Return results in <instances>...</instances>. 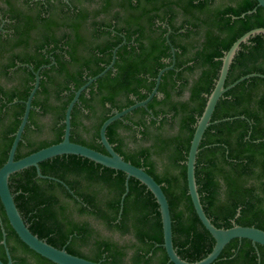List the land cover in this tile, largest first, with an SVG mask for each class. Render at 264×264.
<instances>
[{"label":"trees","instance_id":"16d2710c","mask_svg":"<svg viewBox=\"0 0 264 264\" xmlns=\"http://www.w3.org/2000/svg\"><path fill=\"white\" fill-rule=\"evenodd\" d=\"M232 3L233 6L223 3L211 7L210 0H186L185 10L191 16V29L199 28V32H188L199 35L201 41L199 39L197 44L194 42L188 48L180 46L185 55H176L175 68L189 73L197 69L198 75L189 81L190 77H183L180 72L174 81L171 80L173 72L165 73L158 88L161 100L154 97L145 109L131 113L138 114L139 119L134 115L137 128L124 125L130 137L135 139L138 132L142 140H149L151 144L123 152V140L115 132L122 122L116 121L106 129L109 143L119 144L114 147L115 152L124 161L143 168L161 185L169 204L173 246L179 257L187 262L200 261L214 246L213 238L196 216L187 191L185 162L195 126L205 107L206 96L217 79L220 58L242 35L264 28V9L257 7L256 0H233ZM254 8L255 12L247 14ZM188 62L192 64L188 65ZM163 66L157 61L154 68L149 67V71L126 67L116 80L99 79L97 83L105 92L102 106L107 103L121 111L133 104L130 96L137 101L144 100L155 84L146 75L154 79ZM125 73L132 75L133 80L128 75L125 77ZM139 73L143 77L135 78ZM248 74L264 75L262 34L241 45L230 66L225 86ZM184 93H187L186 98ZM119 95L123 101H119L117 106ZM148 110L156 120L161 117L158 126L153 120L147 122ZM131 114L124 120H129ZM106 118L96 125L97 133ZM228 118L233 120L214 123ZM211 121L213 124L203 135L195 164L203 210L217 228H230L234 221L239 226L264 231V79L251 78L227 91L218 101ZM165 126L171 132L165 133ZM8 148L0 159L1 164ZM102 148L101 144L91 142V149L103 151ZM64 158L81 160L76 156ZM85 161L91 163V176L88 177L91 180V196L74 192L82 203L55 183L40 179L31 169L10 176V192L30 232L57 249H62L61 245L69 237L83 242L91 239L92 262L172 264L168 262L162 246L159 208L150 191L130 178L119 216L126 175ZM157 164L161 166L160 172L156 170ZM76 215L90 216L98 227L92 223L90 227L87 222H76ZM0 221L13 264H53L19 240L6 219L1 202ZM103 230L109 236L104 235ZM114 235L124 241H115ZM1 240L0 228V260L6 264ZM65 251L74 255L69 247ZM212 264H264V247L253 246L245 239H234Z\"/></svg>","mask_w":264,"mask_h":264},{"label":"flooded vegetation","instance_id":"af4514ba","mask_svg":"<svg viewBox=\"0 0 264 264\" xmlns=\"http://www.w3.org/2000/svg\"><path fill=\"white\" fill-rule=\"evenodd\" d=\"M232 1L210 0V3L211 7L223 3L233 6ZM185 9L186 0H0V159L9 146L0 167L7 160L31 95L27 121L14 160L63 141L68 107L78 92L69 113V141L89 149L91 142L100 145L96 125L122 110L117 111L107 103L102 106L105 92L97 83L99 79L116 80L126 67L149 71L157 61L164 65L157 74L172 67L164 72L174 73L171 80L175 81L180 72L183 77H190L189 81L195 79L197 69L189 73L175 68L176 55H185L180 46L188 48L200 39L199 35L188 32L194 29H191L190 13ZM108 67L105 74L91 83L93 77ZM127 75L132 79V75L124 74ZM140 77L142 73L135 76ZM146 77L155 82L157 75L154 79ZM186 96L184 93L183 97ZM154 97L161 100L162 95ZM116 99L118 106L123 99L121 95ZM130 99L133 104L140 102L133 96ZM127 115L116 120L122 122L115 129L123 140L122 151L149 146L151 142L142 140L138 132L136 140L129 136L125 126L137 128L134 122L138 114H131L129 120H124ZM146 120L148 123L155 121V126L160 124L149 110ZM164 132H171L170 128L165 126ZM111 145L114 149L119 144ZM102 149L98 152L106 153ZM64 156L38 165L45 178L39 177L35 168L28 169L82 203L74 192L91 196V180H88L91 163L81 157L80 160ZM68 156L72 155L65 157ZM156 170L161 171L159 164ZM61 246L62 249L69 247L74 256L91 261V239L83 242L69 237ZM5 258L8 262L6 253Z\"/></svg>","mask_w":264,"mask_h":264},{"label":"water","instance_id":"95a60500","mask_svg":"<svg viewBox=\"0 0 264 264\" xmlns=\"http://www.w3.org/2000/svg\"><path fill=\"white\" fill-rule=\"evenodd\" d=\"M257 7L264 9V0H256ZM256 8L252 11L247 12L251 14L255 12ZM244 15H241L243 17ZM262 34L264 35V28L253 29L240 38H238L230 48L223 54L220 58L221 66L218 72L217 79L215 80L214 87L209 95L206 96V103L203 109L201 116L198 118L193 137L190 142L188 154L186 157V182H187V191L190 197L192 206L198 217L200 223L205 228V230L211 235L214 240V246L211 252L203 259L197 262H187L179 257L174 246H173V237H172V221L170 216L169 204L165 194L162 191L161 185H159L149 174L145 172L143 168L136 167L131 163L124 161L123 158L117 154L112 145L108 142L106 138V129L114 121L121 119L123 116L132 112L137 108H144L146 105L153 99L154 96L159 95L158 87L161 80V76L167 70H170L172 67L164 68L159 71L155 79V85L151 93L143 101L137 102L121 112H115L111 117L103 122L99 130L100 143L104 148L106 153H101L87 147L71 143L69 141V113L72 109L74 103L78 98L79 92L76 94L75 98L72 100L68 107L67 111V120H66V132L62 142L56 145H52L41 150H38L34 153H31L19 160H14V154L20 141V137L27 121L29 103L31 96L27 102V108L21 124L15 134L14 141L11 145V148L8 153L6 162L0 167V202L4 209L6 219L19 238V240L31 251H33L38 256L43 259L53 263V264H101L99 262H92L78 256L71 255L65 251V249H57L43 240H40L36 235L32 234L25 222L23 221L17 207L14 203L13 195L10 192L8 182L11 175L21 172L28 168H35L37 175L39 177L45 178L39 172L38 165L45 160L52 159L58 156H77L84 159H87L95 164H98L102 167L122 172L126 175V180L124 183V193L120 198L119 203V216L122 213L123 201L128 193V180L130 178L135 179L142 185L146 187L148 191L153 195L160 213L161 224H162V236H163V248L168 257V262L172 264H212L217 260L221 254L224 247L232 240L237 239L241 241L242 239L248 240L252 243L253 246L260 245L264 247V231L257 229L255 227H243L235 224L232 221V226L227 229L215 227L210 219L206 216L200 197L198 194V188L195 178V164L197 156L199 153V146L202 141L203 135L207 128L213 124L211 121L212 115L216 108L218 101L221 97L229 90L240 84L245 80L251 78H261L264 79V75L261 74H248L243 77H240L233 83L225 86L226 78L230 69V66L235 58L237 52L240 50L241 45L246 44L251 37L255 35ZM173 55V50H172ZM112 65H110L111 67ZM108 67L100 74L96 75L91 79V83L100 78L105 72L110 68ZM84 88V87H83ZM82 88V89H83ZM80 89V90H82ZM233 119H223L215 121L214 123H219L222 121H228ZM237 217V215H236ZM0 228L2 233L1 245L5 248V253L8 259L6 264H11V258L6 246V233L2 222L0 221ZM259 261V259H258ZM0 264H5L0 260Z\"/></svg>","mask_w":264,"mask_h":264},{"label":"rangeland","instance_id":"374dc122","mask_svg":"<svg viewBox=\"0 0 264 264\" xmlns=\"http://www.w3.org/2000/svg\"><path fill=\"white\" fill-rule=\"evenodd\" d=\"M76 220H78V221H86V222H88L90 225H91V223L95 226V227H98V224L97 223H95L93 220H91V218H88V217H84V216H75L74 217ZM102 233L104 234V235H108L109 236V234L106 232V231H102ZM113 239L115 240V241H118V242H122V241H124V239H120L117 235H114L113 236Z\"/></svg>","mask_w":264,"mask_h":264}]
</instances>
